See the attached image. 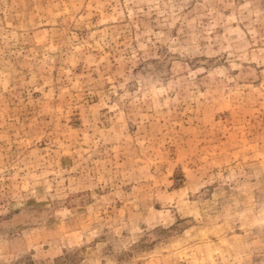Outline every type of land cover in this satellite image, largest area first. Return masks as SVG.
<instances>
[{
  "label": "rangeland",
  "instance_id": "rangeland-1",
  "mask_svg": "<svg viewBox=\"0 0 264 264\" xmlns=\"http://www.w3.org/2000/svg\"><path fill=\"white\" fill-rule=\"evenodd\" d=\"M0 264H264V0H0Z\"/></svg>",
  "mask_w": 264,
  "mask_h": 264
}]
</instances>
